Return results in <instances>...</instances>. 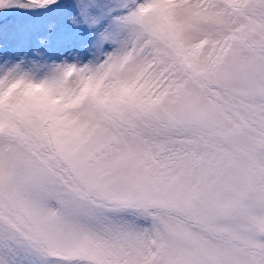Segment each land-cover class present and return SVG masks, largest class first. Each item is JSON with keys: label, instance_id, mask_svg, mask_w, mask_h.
<instances>
[{"label": "snow or ice", "instance_id": "1", "mask_svg": "<svg viewBox=\"0 0 264 264\" xmlns=\"http://www.w3.org/2000/svg\"><path fill=\"white\" fill-rule=\"evenodd\" d=\"M0 264H264V0H0Z\"/></svg>", "mask_w": 264, "mask_h": 264}]
</instances>
